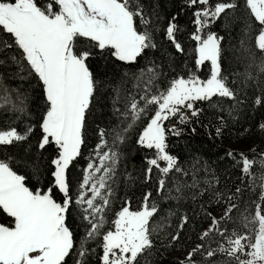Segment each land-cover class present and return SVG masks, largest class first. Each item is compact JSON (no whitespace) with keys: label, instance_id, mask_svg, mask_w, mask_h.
<instances>
[{"label":"snow or ice","instance_id":"snow-or-ice-1","mask_svg":"<svg viewBox=\"0 0 264 264\" xmlns=\"http://www.w3.org/2000/svg\"><path fill=\"white\" fill-rule=\"evenodd\" d=\"M246 3L255 21L264 26V0H246ZM53 4L58 5V11L53 10ZM197 4L201 7L194 12L197 27L191 36L197 45L195 64L199 67L209 62V78L204 80L195 74L187 78L180 76L158 95L146 93L140 97L143 106L133 100L129 107L134 123L146 113L149 105L157 106L138 139L141 146L155 149V157L147 160L146 180L151 179L153 167L165 176L173 170L182 171L177 166V158L166 151L164 121L180 113L182 108L191 110L193 117L198 116L201 110L194 107L196 101H210L215 96L236 99L235 91L222 75L223 38L206 31L221 14L235 5L218 2L211 6L210 0H191V5ZM138 22L144 25L143 30L139 29ZM0 27L12 35L31 73L43 86L47 107L40 124L42 135L38 148L46 150L54 146L56 153L50 160L52 184L45 190H33L27 186L25 175L14 170L10 160L0 159V211L14 220L12 226L0 223V264H66V257L76 247L69 224L73 209H78L81 219L88 224L80 242L78 256L81 259L77 264H84L89 252L86 244L97 237H102L103 241L102 264H138V257L152 247L149 221L158 209L154 204L149 205L150 193L145 195L140 210H130V205L126 204L112 221L114 230L101 231L114 191L113 177L119 162L117 148L132 123L114 134L98 128L99 142L90 153L75 195L68 173L83 155L85 122L98 87L88 64L91 53L76 47L79 38H86L101 51L107 50L120 62L132 63L146 50L157 47L149 18L132 0H51L44 8L38 6L37 0H0ZM177 31L176 24L170 22L165 35L178 52H183L184 48L176 38ZM256 43L258 49L264 51V27ZM145 71L151 84L156 76L155 69L142 70L141 76ZM260 71L264 72V63ZM262 102L264 100L259 97L255 101L257 105ZM9 106L12 111H25L24 101L14 102L4 90L0 94V108ZM180 121L187 122V117L181 114ZM32 130V127L23 133L16 127L0 130V145L25 141ZM222 130L216 129L217 134ZM171 131L180 134L174 127ZM240 156L242 171L248 174L255 161L243 153ZM161 162L165 166H161ZM165 183L163 178L159 180L161 189ZM57 193L60 194L59 200ZM260 199L264 201V193ZM235 208L236 205L231 204L220 219L206 213L212 225L204 231L201 239L216 232L222 241L218 247L207 250V257L219 252L233 258L236 264H264V204H256L254 215L250 219L245 217V228L247 223L257 227L242 234L220 227ZM187 219L186 216L183 218L181 229ZM172 239L178 240L179 234ZM204 247L203 244L197 245L188 254L189 264Z\"/></svg>","mask_w":264,"mask_h":264},{"label":"trees","instance_id":"trees-1","mask_svg":"<svg viewBox=\"0 0 264 264\" xmlns=\"http://www.w3.org/2000/svg\"><path fill=\"white\" fill-rule=\"evenodd\" d=\"M132 2L139 4L149 18L156 48L146 50L135 62L125 63L114 59L107 50L94 47L86 38H79L76 45L78 49L91 53L88 64L98 87L85 122L83 155L68 173L73 195L78 190L90 153L99 142L98 128L114 134L132 123L117 148L119 162L113 177L114 191L110 207L105 211L102 233L113 228L112 221L122 207L129 204L130 209H138L144 203L145 195L150 193L149 205L154 204L158 209L149 221L152 247L138 257V264H183L189 262L186 259L188 254L200 244L205 247L194 255L192 264H236L224 253L217 252L213 257H207V250L218 247L222 241L216 232L202 240L201 231L211 223L206 213H211V205L216 202L234 197L232 204L236 208L220 227L241 234L257 227L247 223L245 228V217L250 219L254 215L256 204H264L260 199L264 193V127H261L264 125V102L255 103L258 97L264 100V72L260 71L264 51L259 50L256 43L263 26L255 21L246 0H210L211 6L218 2L235 5L221 14L206 31L223 38L222 75L235 91L236 99L215 96L210 101H196L194 107L201 110L198 116L193 117L189 110L185 123L173 118L164 121L166 151L177 158V166L182 171L173 170L165 176L153 167L151 179L146 180L147 160L155 157V150L138 144V138L156 105H149L146 113L133 123L129 112L131 102L136 100L143 106L140 97L146 93L158 95L180 76L187 78L195 74L206 78L210 65L208 62L200 67L195 64L196 42L191 39L197 27L194 12L201 5H191V0ZM170 22L177 26L176 38L182 44L183 52H178L165 35ZM138 25L143 30L144 25L139 22ZM147 68L155 69L156 76L151 84L146 71L141 76L142 70ZM4 90L14 102L23 100L25 111H12L10 106L0 108V130L12 127L22 133L28 127L33 130L25 141L0 145V159L10 160L14 170L25 175L27 186L33 190H45L52 184L50 160L56 153L54 146L46 150L38 148L42 135L40 124L47 107L43 86L31 73L12 35L0 27V94ZM173 127L179 135L171 131ZM218 128L223 129L219 134ZM111 138L110 135L109 140ZM241 153L255 161L253 169L262 172L259 180L251 185L240 178ZM161 166H165L164 162ZM161 178L166 182L163 189L159 186ZM193 184L194 187L191 186ZM56 198L60 199L59 193ZM185 216L187 223L181 229ZM0 223L10 226L12 218L0 211ZM69 224L76 247L66 257V264H77L81 259L78 256L80 242L88 224L81 219L78 209H73ZM177 234L179 239L173 240ZM102 243V237H97L86 244L89 252L84 264H102Z\"/></svg>","mask_w":264,"mask_h":264},{"label":"rangeland","instance_id":"rangeland-1","mask_svg":"<svg viewBox=\"0 0 264 264\" xmlns=\"http://www.w3.org/2000/svg\"><path fill=\"white\" fill-rule=\"evenodd\" d=\"M37 2H38V6H40V7H42V8H44V7H46L50 2H51V0H37ZM53 10L54 11H58V5H56V4H53ZM264 27V26H263ZM258 37V36H257ZM256 41H257V38H256ZM197 46V45H196ZM209 63V62H208ZM209 65H210V63H209ZM200 67V66H199ZM210 72H211V65H210ZM209 76H210V73H209ZM209 76L208 77H206V78H202V77H200L201 79H204V80H206V79H208L209 78ZM169 87V86H168ZM167 87V88H168ZM44 92V91H43ZM45 96V95H44ZM157 107V106H156ZM156 110V109H155ZM154 114V113H153ZM152 114V115H153ZM181 114H184L185 116H187L188 114H189V110L188 109H186V108H182L181 109V112L180 113H177L175 116H170L169 118H173L174 120H177V119H180V116H181ZM151 118V117H150ZM149 121V120H148ZM148 123V122H147ZM146 126V125H145ZM144 126V127H145ZM142 131H143V129L141 130V132H140V134L142 133ZM140 136V135H139ZM139 139V138H138ZM155 150V149H154ZM242 167H243V165H242V159H241V161H240V178L242 179V180H244L247 184H249V185H251L252 183H255L256 181H258L259 180V178L261 177V174H262V172L259 170V169H253V167H251L250 168V171H249V173L248 174H245L243 171H242ZM84 169V168H83ZM82 174H83V170H82ZM82 179V178H81ZM80 182H81V180H80ZM79 182V183H80ZM233 196H231L230 198H228V199H226V200H221L220 202H216V203H214V204H212L211 205V216L212 217H215V218H217V219H220L221 217H223L224 215H225V212L227 211V209H228V207L232 204V200H233ZM144 204V203H143ZM143 204H142V206H143ZM142 206L140 207V208H138V209H134L133 211H136V210H140L141 208H142ZM121 210V209H120ZM119 210V211H120ZM130 210H132V209H130ZM118 211V212H119ZM115 218H116V216H115ZM13 223H14V220H13V218H12V224L10 225V226H12L13 225ZM211 225H212V220H211V223H209L207 226H206V228L204 229V230H202L201 231V233L203 234L204 233V231L205 230H207V229H209L210 227H211ZM5 226H9V225H5ZM112 230H114V225H113V228H112ZM102 254H103V252H102ZM101 257H102V255H101ZM101 262H102V260H101ZM183 264H189V262H183Z\"/></svg>","mask_w":264,"mask_h":264}]
</instances>
